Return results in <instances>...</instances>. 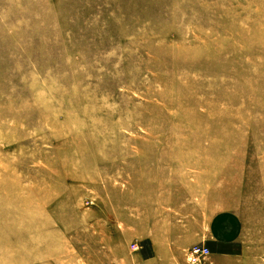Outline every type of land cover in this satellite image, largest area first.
<instances>
[{
    "label": "rangeland",
    "instance_id": "1",
    "mask_svg": "<svg viewBox=\"0 0 264 264\" xmlns=\"http://www.w3.org/2000/svg\"><path fill=\"white\" fill-rule=\"evenodd\" d=\"M213 217L197 264H264V0H0V264H190Z\"/></svg>",
    "mask_w": 264,
    "mask_h": 264
},
{
    "label": "crops",
    "instance_id": "2",
    "mask_svg": "<svg viewBox=\"0 0 264 264\" xmlns=\"http://www.w3.org/2000/svg\"><path fill=\"white\" fill-rule=\"evenodd\" d=\"M237 222V220H236ZM238 223V222H237ZM240 223L237 225L239 226ZM227 224L223 223L222 220L215 219L214 217L209 222L208 231L205 238H202L198 243H203L206 247L210 248L215 254L218 252H228L239 250L241 245V240H239L240 231L232 232L228 231L226 227ZM181 251V250H180ZM177 251L176 253H180ZM170 253L169 250L165 251ZM228 256V254H226Z\"/></svg>",
    "mask_w": 264,
    "mask_h": 264
},
{
    "label": "built area",
    "instance_id": "3",
    "mask_svg": "<svg viewBox=\"0 0 264 264\" xmlns=\"http://www.w3.org/2000/svg\"><path fill=\"white\" fill-rule=\"evenodd\" d=\"M187 260L190 264H197L210 256V251L205 245H195L187 252Z\"/></svg>",
    "mask_w": 264,
    "mask_h": 264
}]
</instances>
